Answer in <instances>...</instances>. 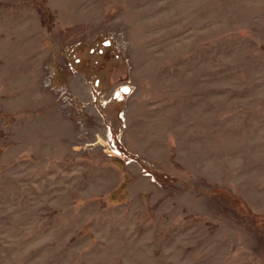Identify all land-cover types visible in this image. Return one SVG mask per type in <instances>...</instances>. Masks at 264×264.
Masks as SVG:
<instances>
[{"label": "rangeland", "instance_id": "rangeland-1", "mask_svg": "<svg viewBox=\"0 0 264 264\" xmlns=\"http://www.w3.org/2000/svg\"><path fill=\"white\" fill-rule=\"evenodd\" d=\"M0 264H264V0H0Z\"/></svg>", "mask_w": 264, "mask_h": 264}, {"label": "water", "instance_id": "water-1", "mask_svg": "<svg viewBox=\"0 0 264 264\" xmlns=\"http://www.w3.org/2000/svg\"><path fill=\"white\" fill-rule=\"evenodd\" d=\"M130 90L131 89L129 86H123L120 91L115 93L114 98L118 99L119 97H121V94L128 95L130 93Z\"/></svg>", "mask_w": 264, "mask_h": 264}, {"label": "built area", "instance_id": "built-area-1", "mask_svg": "<svg viewBox=\"0 0 264 264\" xmlns=\"http://www.w3.org/2000/svg\"><path fill=\"white\" fill-rule=\"evenodd\" d=\"M121 88H122V87H121ZM120 90H121V89H120ZM120 90H119V91H120ZM124 95H125V94H121V97H119L118 99H121V98H122V96H124ZM114 99H115V98H114Z\"/></svg>", "mask_w": 264, "mask_h": 264}, {"label": "flooded vegetation", "instance_id": "flooded-vegetation-1", "mask_svg": "<svg viewBox=\"0 0 264 264\" xmlns=\"http://www.w3.org/2000/svg\"><path fill=\"white\" fill-rule=\"evenodd\" d=\"M112 54H114V53L112 52Z\"/></svg>", "mask_w": 264, "mask_h": 264}]
</instances>
